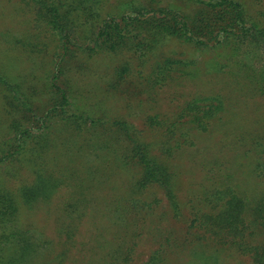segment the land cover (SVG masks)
I'll use <instances>...</instances> for the list:
<instances>
[{"label":"trees","instance_id":"obj_1","mask_svg":"<svg viewBox=\"0 0 264 264\" xmlns=\"http://www.w3.org/2000/svg\"><path fill=\"white\" fill-rule=\"evenodd\" d=\"M23 1L32 10L34 22L49 33L54 48L47 94L0 70L1 104L9 121L3 137L0 136L3 244L18 238L23 244L20 254H27L28 242L19 231H11L19 204L33 206L48 201L59 187L67 184V179L78 189L72 193L74 198L86 190V198L93 200L102 185H111V176L128 174L124 183L129 191L115 209L118 216L130 209H142L141 204H134L133 195L155 188L163 192L174 217H178L175 175L169 161L177 151L192 145L193 132L209 130L213 120L225 110V95L194 94L171 116H145L146 132L155 134V139L147 140L142 131L126 120L102 119L79 106L73 107L71 94L67 85L61 86L60 77L65 76V69L70 71L82 61L120 56V65L112 67L118 83L130 74L131 63H135L139 78L149 88L167 85L175 72L182 76L193 69L195 77L207 70L231 76L236 86L264 99V26L250 17L237 0H183L189 4L186 12L149 0L145 5L128 6V11L114 14L104 10L107 0ZM172 41L189 46L201 56L208 54L210 59H196L193 63L174 58L164 51ZM255 60L262 61L261 65L250 64ZM39 95L45 96L42 104H38ZM57 128L76 137V150L73 152L70 147L71 154L68 146L60 152L51 139ZM91 154L104 163L96 173L81 161V157L83 160ZM22 161L30 165L32 182L22 184L15 196L5 188L2 174L7 175L11 165ZM259 169L264 166L259 165ZM55 170L63 175L55 176ZM215 187L201 198L202 203L209 205L208 212H203L201 201L195 209L199 227L220 249L249 256L251 264H264V192L249 201L237 188ZM113 193L108 192L109 199L117 202ZM62 226L70 224L56 221L55 230L60 237L65 233ZM72 235L65 238L71 240ZM35 247L38 246L32 242V252ZM150 261L147 264H160L156 257Z\"/></svg>","mask_w":264,"mask_h":264},{"label":"rangeland","instance_id":"obj_2","mask_svg":"<svg viewBox=\"0 0 264 264\" xmlns=\"http://www.w3.org/2000/svg\"><path fill=\"white\" fill-rule=\"evenodd\" d=\"M154 1L182 12L189 10V4L183 0ZM237 1L250 17L264 26V0ZM147 2L150 1L107 0L104 10L112 14L125 12L128 6ZM53 48L49 33L34 22V14L23 0H0V70L3 73L47 94ZM164 51L187 62L210 59L208 54L201 56L176 41L169 42ZM122 60L120 56H99L89 63L82 61L70 71L65 69L60 84L67 85L73 107L79 106L102 119L126 120L142 131L147 140H152L155 134L146 132L145 116H171L186 100L194 98V94L221 93L227 99L224 112L213 120L209 130L193 132L192 145L177 151L169 161L175 175L179 216L174 217L163 192L155 188L133 195L134 204H141L142 209H130V214L118 216L115 209L129 191L124 183L128 174L109 177L111 185H102L93 200L86 198V190L74 198L72 193L78 189L67 179V184L59 187L48 201L33 206L19 204L11 231H19L30 249L23 256L19 251L23 244L18 238L10 239L7 244L0 239V264H147L155 257L160 264H251L249 256L220 249L210 242L194 213L200 201L203 212H208L209 205L202 203L201 198L213 192L209 190L215 186L237 188L249 201L264 192V169H259V165L264 166V99L236 86L231 76L205 69L195 77L193 69L182 76L175 72L167 85L149 88L139 78L135 63H131L130 74L118 83L112 67L119 66ZM254 63L259 66L262 61H250L251 65ZM38 98V104L45 101V96ZM8 122L0 95L2 137ZM51 139L60 152L64 146L69 147L70 154V147L73 152L76 150L77 139L70 131L57 128L51 133ZM97 160L94 154L83 160L81 157L95 173L104 166ZM48 165L51 167L52 163ZM55 171V176L63 175ZM260 172L263 173L260 175ZM2 175L5 188L15 196L22 184L32 182L30 165L24 161L11 165L7 175ZM109 189L117 202L109 199ZM56 221L70 224L62 226L65 230L62 237L55 230ZM68 234H73V239H66ZM32 242L38 246L33 252Z\"/></svg>","mask_w":264,"mask_h":264}]
</instances>
